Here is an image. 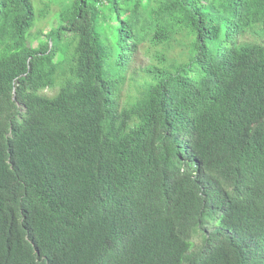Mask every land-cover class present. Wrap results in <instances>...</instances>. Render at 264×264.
<instances>
[{
	"label": "trees",
	"instance_id": "1",
	"mask_svg": "<svg viewBox=\"0 0 264 264\" xmlns=\"http://www.w3.org/2000/svg\"><path fill=\"white\" fill-rule=\"evenodd\" d=\"M58 5L0 0V264H264V0Z\"/></svg>",
	"mask_w": 264,
	"mask_h": 264
},
{
	"label": "rangeland",
	"instance_id": "2",
	"mask_svg": "<svg viewBox=\"0 0 264 264\" xmlns=\"http://www.w3.org/2000/svg\"><path fill=\"white\" fill-rule=\"evenodd\" d=\"M34 9V15L35 19L33 22V29L32 31L34 32L35 29H37L38 25L44 20V14L47 12V4L50 7L49 14H47V18L45 21L42 22L43 24V33H46L49 31L51 28L57 27V25L61 24L59 21L57 14L59 10V5L58 3H61L63 0H30ZM33 46L36 45V41H33L32 43ZM139 55V60L137 61V65L140 67H144L146 65H149L151 63H154L151 61L149 55H145L142 52H138ZM127 86H124L122 92H121V97H120V102L123 103L126 101V93H127ZM44 93L51 95L54 93V90H45Z\"/></svg>",
	"mask_w": 264,
	"mask_h": 264
},
{
	"label": "bare ground",
	"instance_id": "3",
	"mask_svg": "<svg viewBox=\"0 0 264 264\" xmlns=\"http://www.w3.org/2000/svg\"><path fill=\"white\" fill-rule=\"evenodd\" d=\"M179 230V229H178Z\"/></svg>",
	"mask_w": 264,
	"mask_h": 264
}]
</instances>
